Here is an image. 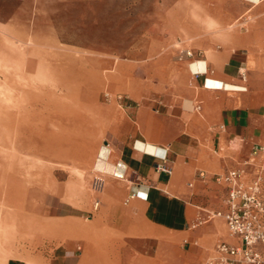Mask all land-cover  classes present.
<instances>
[{
    "label": "crops",
    "instance_id": "1",
    "mask_svg": "<svg viewBox=\"0 0 264 264\" xmlns=\"http://www.w3.org/2000/svg\"><path fill=\"white\" fill-rule=\"evenodd\" d=\"M253 1L221 45L158 57L111 101L92 159L103 181L99 212L47 203L43 218L86 226L56 228L39 264H206L218 243H237L209 216L227 197L216 176L242 169L251 179L260 169L251 153L264 145V0Z\"/></svg>",
    "mask_w": 264,
    "mask_h": 264
},
{
    "label": "rangeland",
    "instance_id": "2",
    "mask_svg": "<svg viewBox=\"0 0 264 264\" xmlns=\"http://www.w3.org/2000/svg\"><path fill=\"white\" fill-rule=\"evenodd\" d=\"M253 5V0H0V80L12 71L28 74L37 81L28 87L30 122L36 116L48 129L50 120L66 121L72 105L81 126L78 134H86L78 137V153L41 158L13 153L18 164L3 167L14 174L10 201L4 200L6 186L0 188V264L11 259L39 264L56 228L86 226L43 218L45 205L61 198L84 211L100 201L92 159L106 129L105 109L117 97L121 102L122 89L133 87L141 71L150 75L158 57L199 56L205 42L221 45V36L236 32ZM65 66H71L72 87L54 70ZM243 70L246 84L248 71ZM3 83L0 95L9 99ZM50 94L62 112L54 113ZM8 129L0 125L5 142Z\"/></svg>",
    "mask_w": 264,
    "mask_h": 264
},
{
    "label": "bare ground",
    "instance_id": "3",
    "mask_svg": "<svg viewBox=\"0 0 264 264\" xmlns=\"http://www.w3.org/2000/svg\"><path fill=\"white\" fill-rule=\"evenodd\" d=\"M47 66L48 68L53 69L54 64L50 63ZM70 67L69 66H65L61 68L58 67V69H54V70L58 71V74H60L61 76L63 75L64 77H67L68 81L66 84H69L70 87H72L73 76L71 75ZM27 75L28 74L24 76L21 75L20 72L12 71L10 72V76L8 77V79L5 78L4 81H1L2 79L0 80L1 81L0 83L4 82L3 85H6V88L10 92V96H11V98L7 99L5 95H0V125L5 124L9 128L6 137H4L6 138V142L5 139H3V137H0V188L6 186L4 192L5 194L4 200L6 202L11 200L10 198H11V188L13 187L12 181H13L14 169H10V168L6 169L3 167L7 162L11 165L18 164L17 161H19L20 158H18L16 161L12 155L13 153H18L22 156L39 157V158L43 157L45 154L48 153L75 154L78 153L79 151L77 147L78 137H82L86 135L81 132L78 134V130L81 129V126L78 121L77 110L72 105H69L68 108L69 110L66 109V112H68V116L66 115L67 116L66 121H64L63 118H60L59 122H57L58 120L55 121L56 119L54 121L50 120L48 122V127H49L48 129L46 128L45 125H43V123L38 118L35 119L36 116L34 117V120L30 122L29 112H28V103L30 98L28 87L31 89L32 87H34L32 86V84L33 83L36 84L37 81H34L33 79H31L30 76L29 78ZM52 76H54V74H52ZM53 78L55 79L56 77ZM54 79L51 80L50 82L52 83L53 81L56 83ZM50 89L51 88H49V91ZM53 90L55 89L52 88V91ZM53 98L54 96L52 95L49 96V102L50 105L53 106L52 109L54 113L62 112V108L59 107L58 105H55L56 102L55 103L52 102ZM35 99H38V97L34 96V100ZM15 101L18 102L16 103ZM42 117L44 116L42 115ZM5 157H8V160ZM26 171L30 172V169H27ZM24 197L26 198V196Z\"/></svg>",
    "mask_w": 264,
    "mask_h": 264
},
{
    "label": "built area",
    "instance_id": "4",
    "mask_svg": "<svg viewBox=\"0 0 264 264\" xmlns=\"http://www.w3.org/2000/svg\"><path fill=\"white\" fill-rule=\"evenodd\" d=\"M189 57L192 56L188 52ZM243 75L244 70H240ZM205 73H194L196 77ZM260 163V169L251 179L246 171L231 170L215 177V182L225 186L227 197L222 210L210 214L209 219L221 218L225 221L236 244H217V257L206 264H264V145L256 144L251 153V163ZM160 170H166L164 166ZM101 192L103 181L96 178L93 184ZM100 201L96 200L92 211L98 212Z\"/></svg>",
    "mask_w": 264,
    "mask_h": 264
}]
</instances>
